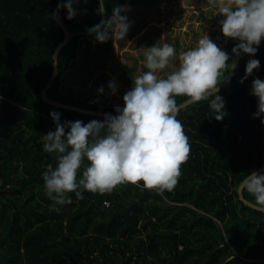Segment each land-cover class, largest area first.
Listing matches in <instances>:
<instances>
[{"label":"trees","instance_id":"obj_1","mask_svg":"<svg viewBox=\"0 0 264 264\" xmlns=\"http://www.w3.org/2000/svg\"><path fill=\"white\" fill-rule=\"evenodd\" d=\"M58 0H0V264H264V212L244 204L237 185L264 164V124L254 119L256 97L251 81L264 79V39L255 58L259 70L239 83L250 58L238 62L220 94L225 117L216 120L208 101L187 105L178 114L188 137V159L171 190L146 188L143 181L118 184L110 192L85 190L83 199L53 210L42 172L55 154L43 150L41 137L61 120L103 119L42 100L53 70V53L71 33L85 31L111 16L116 0H93L90 20L66 18ZM81 35L57 54V75L49 99L88 110L114 113L87 98L60 90V79L76 58ZM231 45L224 50L231 54ZM185 97H178L183 103ZM264 172V170H263ZM243 197L253 201L247 192ZM224 244V247L220 245Z\"/></svg>","mask_w":264,"mask_h":264},{"label":"clouds","instance_id":"obj_2","mask_svg":"<svg viewBox=\"0 0 264 264\" xmlns=\"http://www.w3.org/2000/svg\"><path fill=\"white\" fill-rule=\"evenodd\" d=\"M86 2V0H85ZM216 6L220 31L235 41L231 54L218 46L206 32L195 47L177 55L174 45L157 41L146 50L147 71L135 77L123 95V105H115L114 113H104L103 119L61 120V113L50 111L54 129L40 139L43 150L55 154V165L49 163L42 172L45 195L57 206L72 202L68 193L83 199L85 190L105 193L125 182L143 181L146 188L160 192L171 190L178 181L180 165L188 159L190 145L183 122L178 114L187 105L208 101L211 117L223 120L227 101L219 86L230 82L238 67L237 60L248 54L244 83L261 62L255 58L264 39V0H211ZM80 0H62L57 9H66V18L74 19L75 5ZM102 4L103 0H99ZM103 8L101 13L105 12ZM131 6L117 4L107 20H101L87 29L100 43L126 38L132 24L128 17ZM58 12L51 13L55 19ZM55 59V57H54ZM56 63V62H55ZM171 68L164 76L157 70ZM107 87L116 95L119 86L109 80ZM101 85L97 92L103 94ZM250 95L256 97L254 119L264 124V79L256 76L251 81ZM178 97H185L178 103ZM0 99H3L0 96ZM247 192L253 201L250 207L264 212V172L252 170L236 187L238 196ZM224 247V244L220 245ZM235 255L226 257L224 264L235 261Z\"/></svg>","mask_w":264,"mask_h":264},{"label":"rangeland","instance_id":"obj_3","mask_svg":"<svg viewBox=\"0 0 264 264\" xmlns=\"http://www.w3.org/2000/svg\"><path fill=\"white\" fill-rule=\"evenodd\" d=\"M128 4V17L132 24L123 40L100 43L95 34L82 36L78 42L77 56L60 79V90L75 97L87 98L100 106L123 105V95L130 89L135 77L147 71L144 54L157 41L174 45L177 55L191 47L206 32L218 46L225 49L233 40L220 31L217 8L211 0H116ZM114 5V6H115ZM76 22L90 20L97 14L93 0H80L75 5ZM67 14V13H66ZM112 14V11H111ZM171 68L157 70L164 76ZM109 80L119 86L116 95L107 87ZM103 85V94L97 89Z\"/></svg>","mask_w":264,"mask_h":264},{"label":"water","instance_id":"obj_4","mask_svg":"<svg viewBox=\"0 0 264 264\" xmlns=\"http://www.w3.org/2000/svg\"><path fill=\"white\" fill-rule=\"evenodd\" d=\"M62 2V0H58L57 1V4ZM57 4H56V7H55V10L54 12H57L58 9H57ZM103 10V6H101V11ZM56 20H58V17L55 18ZM101 20H105V12L101 13ZM61 28L64 32V38L63 40L57 45L54 53H53V70H52V75L50 77V80L48 81V83L46 84V86L44 87V89L41 91V96H42V100L47 103V104H50L52 106H58V107H63V108H66V109H72V110H75V111H78V112H82V113H86V114H91V115H94V116H103L104 113H108V112H101V111H94V110H88V109H84V108H80V107H76V106H71V105H67V104H63V103H60V102H56V101H53L51 99L48 98L47 96V90L48 88L52 85V81L54 80V78L56 77L57 75V62H56V59H57V54L58 52L61 50V48L64 46V44L69 40L71 39L72 37L76 36V35H81V36H89V35H94L93 34H89L88 32H85V31H78V32H75V33H71L63 24L61 25ZM245 54H242L241 57L238 58L237 60V64L239 62V60L244 56ZM55 57V59H54ZM56 62V63H55ZM233 70H230L229 72V75H231L232 77V72ZM228 82H224L222 83L219 88L222 89ZM264 170V164L262 165V167L260 169H258L257 171L258 172H263ZM239 199L246 205H248L245 201H247L243 196H239ZM249 206V205H248Z\"/></svg>","mask_w":264,"mask_h":264}]
</instances>
